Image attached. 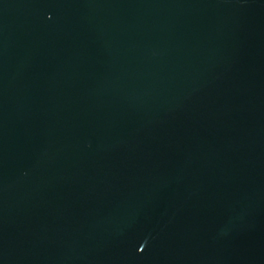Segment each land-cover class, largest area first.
Here are the masks:
<instances>
[{
  "label": "water",
  "instance_id": "1",
  "mask_svg": "<svg viewBox=\"0 0 264 264\" xmlns=\"http://www.w3.org/2000/svg\"><path fill=\"white\" fill-rule=\"evenodd\" d=\"M0 264H264V0H0Z\"/></svg>",
  "mask_w": 264,
  "mask_h": 264
}]
</instances>
